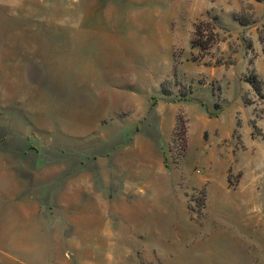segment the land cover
Segmentation results:
<instances>
[{"label":"rangeland","instance_id":"rangeland-1","mask_svg":"<svg viewBox=\"0 0 264 264\" xmlns=\"http://www.w3.org/2000/svg\"><path fill=\"white\" fill-rule=\"evenodd\" d=\"M66 263L264 264V1L0 0V264Z\"/></svg>","mask_w":264,"mask_h":264},{"label":"trees","instance_id":"trees-1","mask_svg":"<svg viewBox=\"0 0 264 264\" xmlns=\"http://www.w3.org/2000/svg\"><path fill=\"white\" fill-rule=\"evenodd\" d=\"M256 1L261 2V1H264V0H256ZM239 22L242 25H247L248 24V22H246V21H244L242 19H239ZM197 32H198V27H197ZM193 44L195 45V43H193ZM199 46H200V48H204L205 50H207V48L209 47V46H207L206 44H203V43H200Z\"/></svg>","mask_w":264,"mask_h":264},{"label":"crops","instance_id":"crops-1","mask_svg":"<svg viewBox=\"0 0 264 264\" xmlns=\"http://www.w3.org/2000/svg\"><path fill=\"white\" fill-rule=\"evenodd\" d=\"M132 212H133L134 215H137V214L140 213V211H136V210H133ZM66 264H67V263H66Z\"/></svg>","mask_w":264,"mask_h":264}]
</instances>
